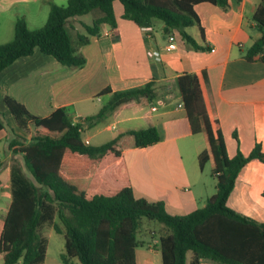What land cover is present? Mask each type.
I'll list each match as a JSON object with an SVG mask.
<instances>
[{
  "label": "trees",
  "instance_id": "trees-1",
  "mask_svg": "<svg viewBox=\"0 0 264 264\" xmlns=\"http://www.w3.org/2000/svg\"><path fill=\"white\" fill-rule=\"evenodd\" d=\"M115 2L121 5L122 18L139 27L161 21L164 32L178 30L193 49L200 46L185 28L199 26L194 6L204 2L222 8L228 5L227 0H67L64 5L51 2L47 19L39 28L30 29L23 17L17 18L13 38L0 43V71L35 49L64 66H84L86 59L78 47L98 35L102 25L116 27ZM94 10L99 14L91 24H83L86 32L73 33L72 19ZM253 20L262 33L244 51L250 61L264 58V0L255 9ZM200 31L203 34L201 27ZM174 83L191 132L203 131L207 136L208 148L198 155L199 167L202 169L212 158V174L216 178V191L204 206L183 215L168 213L162 201L135 197L127 181L113 185L96 170L102 158L119 157L129 147H147L159 141L156 127L121 131L99 145L84 141L85 132L117 108L129 101H152L159 90L168 89L167 85L151 79L124 90L111 91L106 87L99 95L110 94L108 101L97 113L77 122L64 107L41 117L31 114L15 98L3 97L17 126L31 133L19 151L33 179L21 167L13 166L12 200L0 235L2 264H43L48 241L38 229L46 222L64 236L61 258L66 264L72 259L79 264H136V248L155 236L162 264H187L188 251L193 253L189 264H201V259L218 264H264V221L257 222L227 205L239 171L253 159L264 162V149L256 143L247 155L237 150L229 157L217 120L208 113L198 76L182 72ZM112 177L117 183L123 180L120 169L114 170ZM143 220L161 224L166 232L153 229L149 240H140L137 236Z\"/></svg>",
  "mask_w": 264,
  "mask_h": 264
},
{
  "label": "crops",
  "instance_id": "crops-1",
  "mask_svg": "<svg viewBox=\"0 0 264 264\" xmlns=\"http://www.w3.org/2000/svg\"><path fill=\"white\" fill-rule=\"evenodd\" d=\"M46 1L48 6L51 2L58 5L67 2ZM227 1L226 8L207 2L194 6L203 34L198 25L186 27L185 31L200 46L198 49L189 47L178 30L164 32L161 21L159 27L157 21L152 26L139 27L122 18L120 9L115 11L116 27L102 25L98 35L78 47V52L86 59L84 66H64L35 49L31 55L17 58L0 71V121L3 124L0 129V235L12 200L13 166L21 167L29 178L19 148L30 138L21 137V129L3 101L5 95L41 117L64 107L77 122L97 113L108 101L110 94L104 95L105 101L98 96L106 87L111 91L124 90L151 79L156 84L167 85L168 89L159 90L152 101L141 99L120 106L88 129L95 128L93 134L86 133L84 137L92 144L94 136L100 137L106 132L110 133L106 140L109 141L121 131L156 127L159 141L147 147H129L119 157L102 158L96 170L113 185L127 181L135 197L162 201L165 210L173 215L187 214L204 206L216 191V181L212 192L203 178L204 167L201 169L198 163L199 153L208 148L207 136L203 131L191 132L185 109L179 106L182 100L174 83L178 74L191 72L198 76L208 113L217 120L229 157L237 150L247 155L256 143L264 149V58L250 61L244 57V51L262 33L253 20L261 0ZM79 17L71 21L73 33H85L83 24L92 22ZM171 33L176 48L169 50L166 46ZM149 51L158 55L149 56ZM95 96L96 102L93 101ZM106 120L108 122L104 123ZM207 162L212 170L213 159ZM116 169L121 170L120 183L112 177ZM263 188L264 162L253 159L239 171L227 205L263 222ZM157 243L158 236H155L137 247L136 264H162ZM47 250L43 264H62L50 258ZM187 253H191V261L193 253ZM201 264L218 263L201 259Z\"/></svg>",
  "mask_w": 264,
  "mask_h": 264
},
{
  "label": "rangeland",
  "instance_id": "rangeland-1",
  "mask_svg": "<svg viewBox=\"0 0 264 264\" xmlns=\"http://www.w3.org/2000/svg\"><path fill=\"white\" fill-rule=\"evenodd\" d=\"M59 1V0H57ZM121 5L119 2L115 3V11L116 13L120 11ZM49 6L47 5L46 0H0V43H4L10 41L14 35V23L19 17H23L27 24L30 27H41L45 23L48 16ZM99 12L94 10L88 14L82 15L79 17L80 20L90 23L92 18L98 15ZM156 25L159 27L161 22L157 21ZM100 98L103 97L105 101L104 95H98ZM96 97H94L93 101L96 102ZM106 120L104 123H107ZM103 123V124H104ZM101 126V125H99ZM95 128H92L86 131L85 134H93ZM24 137L25 135L30 138L31 133L27 129H21ZM106 135H101L100 137L94 136L91 140L92 145L102 143L107 140L109 137L108 132ZM25 138V137H24ZM21 142V141H19ZM27 142V139L24 143ZM23 143V144H24ZM204 175L203 178L207 181V185L210 187V191L214 192V185L216 178L212 174V170L210 168L209 162H207L204 166ZM27 175L30 178V173L28 171ZM55 222H58L60 225V221L58 217H55ZM156 230L157 233H165L166 228L159 223L149 220H143L142 226L138 232V238L140 240H149V235L151 234V230ZM40 235H43L47 238L48 241V255L51 258H55L60 261L62 264L63 260L61 258L62 253L65 251V239L62 233H58L54 230L53 225L51 223H43L38 229ZM191 258V253H187V264H189ZM67 264H79L77 259L70 260Z\"/></svg>",
  "mask_w": 264,
  "mask_h": 264
},
{
  "label": "built area",
  "instance_id": "built-area-1",
  "mask_svg": "<svg viewBox=\"0 0 264 264\" xmlns=\"http://www.w3.org/2000/svg\"><path fill=\"white\" fill-rule=\"evenodd\" d=\"M168 39H169V42H168V44L166 46L167 49H169V50L175 49L176 48V42H175V37H174V35L172 33L168 35ZM148 55L149 56H157L158 52H150L149 51ZM179 106L182 107L183 103H180ZM153 109H155V108L153 107ZM84 141H85L86 144H89V139L85 138Z\"/></svg>",
  "mask_w": 264,
  "mask_h": 264
}]
</instances>
